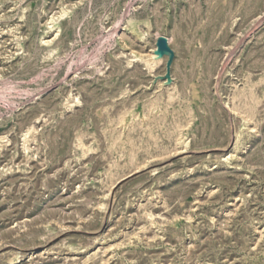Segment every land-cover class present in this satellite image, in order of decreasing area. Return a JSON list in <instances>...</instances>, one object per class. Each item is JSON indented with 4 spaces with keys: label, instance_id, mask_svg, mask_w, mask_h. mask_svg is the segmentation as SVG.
I'll return each mask as SVG.
<instances>
[{
    "label": "rangeland",
    "instance_id": "rangeland-1",
    "mask_svg": "<svg viewBox=\"0 0 264 264\" xmlns=\"http://www.w3.org/2000/svg\"><path fill=\"white\" fill-rule=\"evenodd\" d=\"M0 264H264V0H0Z\"/></svg>",
    "mask_w": 264,
    "mask_h": 264
},
{
    "label": "water",
    "instance_id": "water-1",
    "mask_svg": "<svg viewBox=\"0 0 264 264\" xmlns=\"http://www.w3.org/2000/svg\"><path fill=\"white\" fill-rule=\"evenodd\" d=\"M159 47L162 49V50H164V49H166L167 48V43H166V40L165 39H160V41H159Z\"/></svg>",
    "mask_w": 264,
    "mask_h": 264
},
{
    "label": "bare ground",
    "instance_id": "bare-ground-1",
    "mask_svg": "<svg viewBox=\"0 0 264 264\" xmlns=\"http://www.w3.org/2000/svg\"><path fill=\"white\" fill-rule=\"evenodd\" d=\"M146 57H140V59L144 60ZM132 59V58H131ZM188 111V110H187ZM133 162V161H132ZM131 162V163H132ZM150 215V214H149ZM153 216V215H152ZM160 216V215H159ZM17 263V262H16ZM19 263V262H18Z\"/></svg>",
    "mask_w": 264,
    "mask_h": 264
}]
</instances>
